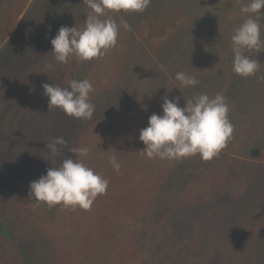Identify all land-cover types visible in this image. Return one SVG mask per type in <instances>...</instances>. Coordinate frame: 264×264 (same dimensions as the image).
Instances as JSON below:
<instances>
[{"label": "rangeland", "instance_id": "1", "mask_svg": "<svg viewBox=\"0 0 264 264\" xmlns=\"http://www.w3.org/2000/svg\"><path fill=\"white\" fill-rule=\"evenodd\" d=\"M22 1L9 10L0 0V264H264V81L256 78L264 75V48L248 53L261 63L256 76L232 71L230 38L247 0H151L143 13L109 12L130 30L120 27L103 56L67 64L50 62V41L61 26L83 28L90 9L83 0ZM179 71L199 85L180 87ZM73 79L93 86L90 120L48 106L42 85L68 87ZM203 93L226 97L234 126L217 156L139 153V133L152 114L162 115L163 97L184 107ZM56 137L68 143L53 158L46 144ZM72 147L90 151L79 157ZM64 158L109 180L90 209L29 197L30 182Z\"/></svg>", "mask_w": 264, "mask_h": 264}, {"label": "clouds", "instance_id": "2", "mask_svg": "<svg viewBox=\"0 0 264 264\" xmlns=\"http://www.w3.org/2000/svg\"><path fill=\"white\" fill-rule=\"evenodd\" d=\"M90 11L84 20V27L61 26L51 39L50 52L54 60L61 64L69 63L73 57L89 61L103 56L116 46L120 27L130 30L123 18L117 24L107 13H143L151 0H83ZM264 0H247L240 7L245 17L233 30L231 51L233 53L232 71L241 78L256 76L260 62L248 53H259L264 48L261 28L264 27ZM105 17V18H101ZM49 68L52 65H48ZM264 81V75L256 77ZM175 81L182 88H194L200 81L183 71L176 72ZM48 98L49 108H58L67 116L81 120H90L95 113V105L90 102V93L94 91L87 79L69 81L68 87L45 83L42 85ZM162 115L152 114L148 126L139 133V140L145 146L139 151L149 159H181L199 155L207 161L217 156L231 139L234 126L228 113L229 106L222 93L210 97L203 93L188 99L184 107L179 106V98H162ZM63 137L50 139L46 144L51 157L67 146ZM69 152L79 157H87L88 147H72ZM113 171L119 173L121 165L115 157L110 159ZM109 180L88 167L83 160L64 158L58 167L51 166L46 174L29 184V197L48 207L63 205L90 209L95 198L104 194Z\"/></svg>", "mask_w": 264, "mask_h": 264}, {"label": "trees", "instance_id": "3", "mask_svg": "<svg viewBox=\"0 0 264 264\" xmlns=\"http://www.w3.org/2000/svg\"><path fill=\"white\" fill-rule=\"evenodd\" d=\"M25 1H26V0H23V1L20 3V5L22 6V4H24ZM63 2H64V1H63ZM66 2H67V0H66ZM11 3H12V0H4L5 9L8 8V4H9V10H10ZM65 5H66L67 7H66L65 10L63 11V14L67 16L66 13H68V9L71 10V8H69V5H70V4L65 3ZM46 8H47V7H45V6L41 8L42 11H43V13L45 12ZM5 9H4V11H5ZM2 13H3V12H2ZM108 14H109V13H108ZM50 21H51V20H41V26H42V27H50V26L52 25V23H53V22H50ZM80 28H81V27H80ZM115 51H119V48L116 47V48H115ZM53 60H54V57L50 60V62H53ZM34 84H35V87H36V85L39 84L37 78H35V80H34ZM40 105H41V104H36V103H34V102L31 103V106L34 107V108H38V106H40ZM95 144H97V145H94V146H93L95 149H103V148L105 149V146L102 147V145H100L98 142L95 143ZM90 153H91V152H90ZM120 216L122 217L123 215H120ZM121 217H119V218H121ZM198 253H199V252H198ZM198 253H197V254H198Z\"/></svg>", "mask_w": 264, "mask_h": 264}, {"label": "bare ground", "instance_id": "4", "mask_svg": "<svg viewBox=\"0 0 264 264\" xmlns=\"http://www.w3.org/2000/svg\"><path fill=\"white\" fill-rule=\"evenodd\" d=\"M24 102V101H23Z\"/></svg>", "mask_w": 264, "mask_h": 264}]
</instances>
